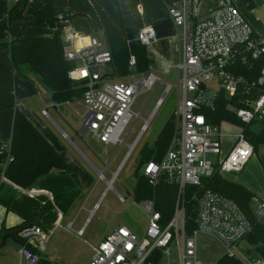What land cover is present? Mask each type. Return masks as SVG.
Masks as SVG:
<instances>
[{"label": "built area", "instance_id": "obj_1", "mask_svg": "<svg viewBox=\"0 0 264 264\" xmlns=\"http://www.w3.org/2000/svg\"><path fill=\"white\" fill-rule=\"evenodd\" d=\"M196 3L197 0H182L168 11L174 26L181 29L179 37L182 41V58L175 67L180 80L176 133L162 161L156 163L152 160L143 167V175L150 185L156 186L164 178L177 187L173 214L165 221L153 199L136 202L147 215L143 235L138 236L127 227L114 230L100 243L89 264H163L164 260V264H171L172 251L176 264H204L199 257L200 237L209 238L230 253L252 233V225L239 206L215 191L204 189L202 179L212 177L216 171L222 176L239 173L254 154L241 128L228 122L213 125L209 113L215 111L221 93L233 99L240 87H246L247 97L242 100L244 106L235 109L236 117L247 125L264 118V66L257 84L249 86L243 76L236 74L239 64L249 65L252 60L264 58V43L255 36L252 26L232 0H224L209 18L192 22V8ZM69 35L72 39H67ZM90 38L93 43L77 50V35L69 32L61 36L64 59L74 65L68 78L83 89L82 102L86 109L83 123L87 124V133L102 145L121 146L130 121L140 116L131 111L137 97L152 92L160 80L153 73L135 83L118 82L107 77L101 69L112 64V54L97 38ZM137 40L143 46L155 43V29L152 26L143 28ZM136 64V58L131 56L127 71L132 78L136 74ZM84 71L87 75L83 74ZM254 87L258 88L256 95L250 94ZM172 89L167 85L166 93ZM162 102L163 99L159 100L156 107ZM43 115L48 116L47 111H43ZM224 124L239 132L234 135L230 152L221 157V126ZM137 141L128 147L111 180L104 176L108 166L99 172L107 189H113ZM4 149L8 150V146L5 145ZM245 152L247 154L243 155ZM190 187L198 188L191 198L187 195ZM116 195L121 203L127 202L129 197ZM252 201L255 218L264 225V203L256 197ZM192 217L194 228L188 232ZM72 225L68 224V229ZM77 235L82 236L83 230ZM51 236V231L38 225L22 227L18 232L21 241L18 264H38Z\"/></svg>", "mask_w": 264, "mask_h": 264}, {"label": "crops", "instance_id": "obj_2", "mask_svg": "<svg viewBox=\"0 0 264 264\" xmlns=\"http://www.w3.org/2000/svg\"><path fill=\"white\" fill-rule=\"evenodd\" d=\"M15 1L17 0H0V21ZM223 1L199 0L192 8V22L209 18ZM253 1V7L242 2L243 12L239 7L238 9L252 26L255 36L264 43V0ZM181 2L182 0H32L31 8L57 19L55 28L40 24L34 16L25 14L12 24L11 37L51 38L55 35L61 37L69 32L95 37L102 47L112 54L113 62L104 74L107 77L114 80L127 78L128 75L119 72L118 64L124 60L127 69L131 56L136 58V75L138 73L142 77L147 73L156 75V72L175 68L182 58V41L179 37L181 29L174 26L168 14L170 7ZM147 26L155 29L157 41L149 46H143L137 40V36ZM135 46L140 48V54H136L138 50ZM20 70L22 77L11 69L8 52L0 46V140L7 144L11 141L13 121L16 113L20 111L60 153L72 171L54 169L40 177L30 189L16 186L0 172V233L2 230L19 232L22 227L33 223L51 231L53 235L55 229L64 230L70 223L75 225L81 214L90 215L96 208L94 191L90 188L92 184L90 170L94 169V166L83 153L86 147L84 135L81 134L82 127L76 125L73 117L69 116V106L84 105L82 98L81 103L55 104L51 100V91L34 71L28 66H23ZM43 111H47L48 116H44ZM59 125L64 127L68 135L59 128ZM234 128L226 124L221 126V157H225L234 144V135L239 132ZM175 133L174 122L164 126L160 142L166 149L171 148ZM87 148L88 154L96 159L93 149L88 145ZM253 156L254 154L251 158ZM255 173L260 177L239 175L237 182L264 203V171L259 173L256 168ZM70 194L75 195L74 200L62 210L57 203H62L63 198L58 197ZM127 194L129 197L132 196ZM46 206H49L46 212L40 218H36ZM78 210L79 213L76 214ZM80 230L83 228L76 232ZM18 232L17 235L10 236L2 247L0 264H18L21 247ZM220 249L212 250L200 260L204 264L264 262V244L253 233L230 253L221 247ZM38 264L56 263L39 261Z\"/></svg>", "mask_w": 264, "mask_h": 264}, {"label": "trees", "instance_id": "obj_3", "mask_svg": "<svg viewBox=\"0 0 264 264\" xmlns=\"http://www.w3.org/2000/svg\"><path fill=\"white\" fill-rule=\"evenodd\" d=\"M32 0H17L8 8L6 16L0 21V46L8 52L11 69L16 75L22 77L20 68L28 66L42 80L43 84L51 91V100L55 104L73 102L81 99L83 89L74 88L75 84L68 78L69 70L74 66L64 59V46L61 37H28L13 39L11 37L12 24L23 15L28 14L35 17L38 23L47 24L55 28L57 19L30 7ZM199 0H197L198 2ZM254 6L253 0H240ZM264 58L252 60L249 65L239 64L236 74L245 78L247 85L257 84L262 75ZM246 87H240L233 99H228L221 93L215 111L209 113L211 123L219 126L228 122L241 128L247 141L252 145L254 153L260 145L264 144V118L255 120L251 124H243L235 115V109L242 108V100L247 97ZM257 87L251 88L250 94H257ZM8 146V150L4 146ZM154 151L145 147L141 153V163L145 166L153 160ZM10 158V161L8 159ZM8 161V162H7ZM7 162V163H6ZM6 167L2 170V165ZM264 170V159H260ZM71 172L72 169L60 153L48 142L42 133L32 122L20 111L15 115L13 121L11 141L7 144L0 140V172L4 177L22 189L32 188L37 180L50 173L52 170ZM136 184L132 192L133 199L139 202L144 199H153L156 209L161 213L165 221L172 216L177 199V187L169 184L161 178L156 186L149 184L143 175L141 168L135 173ZM204 189L215 191L222 196L235 202L252 225V233L264 244V225L255 218L253 201L254 195L243 185L227 180L219 172L209 178L202 179ZM198 188L190 187L187 195L191 198ZM74 194L61 196L62 203H57L63 210L74 200ZM49 206L44 207L36 218H40ZM30 225H33L30 224ZM18 232V231H17ZM16 231H1L0 251L6 240L17 235Z\"/></svg>", "mask_w": 264, "mask_h": 264}, {"label": "rangeland", "instance_id": "obj_4", "mask_svg": "<svg viewBox=\"0 0 264 264\" xmlns=\"http://www.w3.org/2000/svg\"><path fill=\"white\" fill-rule=\"evenodd\" d=\"M234 3L241 10V7H243L242 1L234 0ZM135 49L138 50V52L135 53L140 54V48L135 46ZM125 64L124 60L118 64L119 72L128 75V77L124 80L115 81L135 83L141 81L144 77H148L149 73L144 77L138 73L132 78L129 76ZM109 67L101 69V73L105 74ZM156 75L160 81L156 84L154 90L139 95L131 109L134 115L139 114L140 116L136 119L133 118L126 128L122 137L124 145L105 146L95 142L91 134L87 133L84 135L86 148L83 149V153L94 166V169L90 170L92 176L90 188L91 191H94L96 208H94V211L90 215L81 214L78 222L72 225L70 229H68V227L64 230L62 228L58 230L55 229L56 231H53V235L46 244V250L40 257V262L49 261L56 264H89L93 253L97 250L103 239L112 233V230H117L120 227H127L138 236L143 235L147 224V215L138 204L135 203L132 196H127V193L130 195L132 194L136 184L135 173L138 172L140 168L142 171L144 167L141 163V151L145 147L153 149V160L156 163H160L170 149H166L165 145L160 142L161 132L167 123L174 122L176 125L177 122L176 108L179 91L178 86L180 84L178 70L176 68H171L156 72ZM167 85L173 88L169 93H166ZM78 87L80 86H74V88ZM161 99H163L162 104L156 107L158 101ZM73 102L81 103V99L77 98ZM69 107V116L73 117L75 124L79 125L81 128L85 120L86 110L82 104ZM145 121H148V125L146 129L142 131ZM59 128L68 135L62 125H59ZM69 138H71V135ZM137 139L138 143L133 153L120 170L117 180L112 186L113 189H107L106 183L100 180L99 172H103L105 167L108 166V170L105 171L104 176L107 180H111L113 173L118 170L126 156L128 147L133 145ZM87 145L95 152L96 159L92 158L91 154H88ZM260 159H264V144L259 146V150L254 153L253 158L245 165L243 171L239 173H227L225 177L227 180L229 179V181L234 182H237L239 175H250L253 176V178L260 177L255 173L256 168L259 173L264 171ZM116 193H119L123 197H128L127 202L121 203ZM260 203L263 202L260 201ZM78 213L79 210L76 214ZM191 219L192 221H190L188 226V232L192 231L194 228V217ZM81 228H83V235L78 236L76 231ZM212 250L220 251L221 249L216 242L207 237H200L199 257L204 258L205 255H208ZM165 262L166 260L163 261V264ZM171 264H176L173 251L171 252Z\"/></svg>", "mask_w": 264, "mask_h": 264}, {"label": "clouds", "instance_id": "obj_5", "mask_svg": "<svg viewBox=\"0 0 264 264\" xmlns=\"http://www.w3.org/2000/svg\"><path fill=\"white\" fill-rule=\"evenodd\" d=\"M67 39H72V36L69 35L67 37ZM91 43H93V41L91 40L90 37H88V36H80L79 34H77V39H76V48H77V50H79L80 48L84 47L85 45H89ZM83 74L87 75V72L84 71Z\"/></svg>", "mask_w": 264, "mask_h": 264}, {"label": "water", "instance_id": "obj_6", "mask_svg": "<svg viewBox=\"0 0 264 264\" xmlns=\"http://www.w3.org/2000/svg\"><path fill=\"white\" fill-rule=\"evenodd\" d=\"M81 134L86 135L87 134V124L83 123L81 128Z\"/></svg>", "mask_w": 264, "mask_h": 264}, {"label": "snow or ice", "instance_id": "obj_7", "mask_svg": "<svg viewBox=\"0 0 264 264\" xmlns=\"http://www.w3.org/2000/svg\"><path fill=\"white\" fill-rule=\"evenodd\" d=\"M247 153L245 152V153H243V155H246ZM234 159H235V157H234Z\"/></svg>", "mask_w": 264, "mask_h": 264}, {"label": "bare ground", "instance_id": "obj_8", "mask_svg": "<svg viewBox=\"0 0 264 264\" xmlns=\"http://www.w3.org/2000/svg\"><path fill=\"white\" fill-rule=\"evenodd\" d=\"M138 143V142H137Z\"/></svg>", "mask_w": 264, "mask_h": 264}]
</instances>
